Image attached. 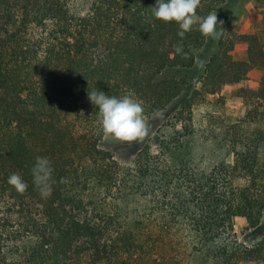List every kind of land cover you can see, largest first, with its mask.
Here are the masks:
<instances>
[{"label":"trees","instance_id":"trees-1","mask_svg":"<svg viewBox=\"0 0 264 264\" xmlns=\"http://www.w3.org/2000/svg\"><path fill=\"white\" fill-rule=\"evenodd\" d=\"M223 0H201L207 16ZM156 0H0V264H264V234L244 246L232 229L264 209V67L257 43L233 61L235 42L212 54L200 88L166 72L190 69L206 36L181 39L175 22L154 18ZM251 42V40H250ZM181 45L187 56L177 54ZM234 86L245 107L196 137L194 96ZM142 102L144 119L163 120L128 167L100 148L105 137L88 92ZM208 132V133H209ZM205 147V154L201 151ZM53 169L42 196L32 168ZM18 174L23 193L7 183Z\"/></svg>","mask_w":264,"mask_h":264},{"label":"rangeland","instance_id":"rangeland-1","mask_svg":"<svg viewBox=\"0 0 264 264\" xmlns=\"http://www.w3.org/2000/svg\"><path fill=\"white\" fill-rule=\"evenodd\" d=\"M215 11L218 21H223L221 27L225 30L220 37L223 46L219 53L223 54L224 48L228 47L229 42L232 40L230 35L232 32L247 38V41L235 42L233 46V49L236 45L237 47L240 46L245 49L246 60L248 51L250 52V48H253L254 42L257 43V50L264 52V42L262 41L264 40V0H223ZM218 40L219 39L206 37L204 48L195 53L196 61L192 68L166 72V76L175 75L187 81V86L181 89V99L188 98L194 86H196L197 89L200 88L199 82L202 80L201 77L204 66L209 57L217 53ZM232 51L229 53L230 59L238 61L236 59L237 55H232ZM241 52L243 51L241 50ZM198 60L203 61L204 66L202 68L198 66ZM263 77L264 67L255 66L251 68L247 74V89L255 91ZM233 91L234 86L229 82H225L216 94L210 95L201 93L194 96L191 115L194 129L197 132L196 137L200 142L207 144L206 139L209 138L211 133L206 129L210 128L212 131L218 126L217 122H214V120L211 124L209 123V119L212 117H215V119H223L224 123L227 124L244 116L245 107L239 99L233 97ZM163 120H166V117H164V119L152 118L145 121L149 131L143 139L124 142L104 137L99 143L100 148L109 152L120 165L128 167L132 164L135 155L145 144L147 139L160 127ZM205 149V147H201V151L204 152V155H206ZM258 215L260 216L258 217ZM257 217L258 224L254 228L248 227L247 220L244 217L237 216L232 221L233 232L238 242L244 246L256 243L264 234V209L259 210L255 219H257ZM238 264L256 263L242 261Z\"/></svg>","mask_w":264,"mask_h":264},{"label":"clouds","instance_id":"clouds-1","mask_svg":"<svg viewBox=\"0 0 264 264\" xmlns=\"http://www.w3.org/2000/svg\"><path fill=\"white\" fill-rule=\"evenodd\" d=\"M201 0H156L152 7L155 19L167 22H175L179 31L177 36L181 39L185 33L192 31L197 26L198 31L212 39H219L223 33L221 27L223 21H218L216 11L207 16L197 13ZM177 54L187 56L183 47L175 48ZM199 67H203V61L198 60ZM89 101L97 107L99 112V124L105 137L117 141L131 142L143 139L148 134V126L143 113L144 107L134 95L126 94L121 97L106 95L103 91L88 92ZM53 169L47 158L38 157L32 168L35 185L40 189L41 195L50 196L52 192L51 177ZM7 183L17 192L23 193L27 184L18 174H11Z\"/></svg>","mask_w":264,"mask_h":264},{"label":"crops","instance_id":"crops-1","mask_svg":"<svg viewBox=\"0 0 264 264\" xmlns=\"http://www.w3.org/2000/svg\"><path fill=\"white\" fill-rule=\"evenodd\" d=\"M264 42V40H262ZM241 50L243 52H241ZM232 55H237V60L238 61H244L246 60V51L245 49L241 48L240 46L237 47V45L234 47L233 51H232ZM257 90V89H256Z\"/></svg>","mask_w":264,"mask_h":264}]
</instances>
